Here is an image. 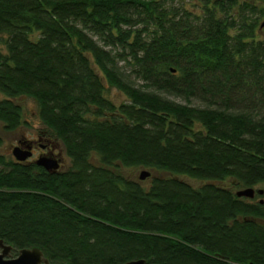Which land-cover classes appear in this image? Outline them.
Returning a JSON list of instances; mask_svg holds the SVG:
<instances>
[{
  "label": "trees",
  "instance_id": "trees-1",
  "mask_svg": "<svg viewBox=\"0 0 264 264\" xmlns=\"http://www.w3.org/2000/svg\"><path fill=\"white\" fill-rule=\"evenodd\" d=\"M262 17L264 0H0V125L33 99L68 159L18 162L0 136V239L53 263L264 264V191L236 194L264 190Z\"/></svg>",
  "mask_w": 264,
  "mask_h": 264
},
{
  "label": "water",
  "instance_id": "water-1",
  "mask_svg": "<svg viewBox=\"0 0 264 264\" xmlns=\"http://www.w3.org/2000/svg\"><path fill=\"white\" fill-rule=\"evenodd\" d=\"M264 26V22L262 23ZM31 145H16L13 147L12 153L18 162H26L32 156ZM35 164L42 166L48 172L56 173L60 171V161L56 157H49L42 155L38 157ZM151 175L150 171L143 170L140 173V179L144 180ZM264 190L260 189L256 191L255 188L249 187L240 189L236 192L239 197L254 198L256 192L263 193ZM14 247L11 244L0 239V264H65V263H53L48 259L43 251L39 247H27L20 249L16 257H11V253ZM144 259L128 261L124 264H145Z\"/></svg>",
  "mask_w": 264,
  "mask_h": 264
},
{
  "label": "rangeland",
  "instance_id": "rangeland-1",
  "mask_svg": "<svg viewBox=\"0 0 264 264\" xmlns=\"http://www.w3.org/2000/svg\"><path fill=\"white\" fill-rule=\"evenodd\" d=\"M264 18H261V21H263ZM260 21V22H261ZM261 32L264 34V27L261 28ZM119 68L121 72L123 73L122 76L124 80L133 85V86H140L147 88L145 86V82L140 79V77L137 75V72L135 70L134 63L131 58H128V60L119 61L118 63ZM109 92L108 95L116 102H122L124 100L123 93L116 87H108ZM173 99H176L177 101H182L180 98L172 97ZM196 103V101H195ZM197 104V103H196ZM24 105V119L27 124H24L22 127L13 130V131H7L3 128V126L0 125V136L3 140V146H2V152L6 154L8 157H15L13 156L12 150L13 147L17 144L16 140L22 135V134H29V128H37L40 126L41 121L39 120V117L36 116L37 113V105L33 99L27 98ZM130 176L134 175V171L129 172ZM146 180V179H145ZM194 184H197L196 180H190ZM263 188L262 186L257 187ZM18 254V253H17ZM11 257H16V252L13 250L11 253Z\"/></svg>",
  "mask_w": 264,
  "mask_h": 264
},
{
  "label": "flooded vegetation",
  "instance_id": "flooded-vegetation-1",
  "mask_svg": "<svg viewBox=\"0 0 264 264\" xmlns=\"http://www.w3.org/2000/svg\"><path fill=\"white\" fill-rule=\"evenodd\" d=\"M16 142V145L32 146V156L28 159L27 163H34L38 157L47 155L58 158L60 170L66 168L68 164L65 147L61 143L63 141L56 138L42 123L37 128H29V134H22Z\"/></svg>",
  "mask_w": 264,
  "mask_h": 264
}]
</instances>
